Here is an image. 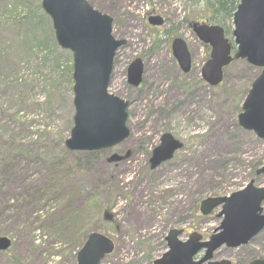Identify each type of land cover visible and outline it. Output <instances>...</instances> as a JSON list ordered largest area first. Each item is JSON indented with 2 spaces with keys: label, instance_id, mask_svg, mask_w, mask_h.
Here are the masks:
<instances>
[{
  "label": "rangeland",
  "instance_id": "rangeland-1",
  "mask_svg": "<svg viewBox=\"0 0 264 264\" xmlns=\"http://www.w3.org/2000/svg\"><path fill=\"white\" fill-rule=\"evenodd\" d=\"M40 2L0 0V237L11 240L0 252V264H69V244L53 235L57 227H50L66 213L55 212L51 200L38 211L26 200L45 181L38 172L40 159L60 157L70 165L61 189L77 192L66 207L72 219L84 220L79 233L94 230L113 241L112 253L99 264H154L167 250L171 229L181 230V241L191 233L207 240L221 217L216 216L219 208L202 216L201 200L229 196L250 181L264 188V174H256L264 160V139L238 125L236 110L241 112L259 69L237 60L226 66L219 86L198 84L209 48L190 26L202 22L198 14L204 0H87L112 18L113 37L125 40L113 59L108 92L129 103L128 137L92 151L88 161L64 144L74 114L71 53L56 44ZM154 16L163 24H150ZM176 37L191 54L188 74L171 56ZM226 37L231 41L230 34ZM136 58L143 75L134 88L127 68ZM183 82L195 85L193 93ZM164 133L182 148L150 169V154ZM18 151L21 158L11 161ZM76 161L80 167H74ZM10 162L8 172L1 168ZM221 163L225 168H219ZM261 207L264 213V202ZM202 256L201 251L195 258ZM252 259L264 260V228L246 245L220 246L210 261L248 264Z\"/></svg>",
  "mask_w": 264,
  "mask_h": 264
},
{
  "label": "water",
  "instance_id": "water-1",
  "mask_svg": "<svg viewBox=\"0 0 264 264\" xmlns=\"http://www.w3.org/2000/svg\"><path fill=\"white\" fill-rule=\"evenodd\" d=\"M43 12L50 18L56 44L71 53L73 126L64 141L68 151H100L123 142L129 135L126 126L128 102L108 93L113 59L125 40H116L112 34V18L95 10L87 0H41ZM152 25H161L162 19L149 18ZM234 43L233 56L230 44L221 27L192 24V31L199 41L210 46L209 58L201 67V78L209 85H218L223 78V68L232 59H244L248 64L260 67L259 75L252 81L245 95L238 125L264 139V0H239L232 18ZM171 54L179 69L187 73L191 69V57L186 43L175 38L171 42ZM143 65L139 58L127 68V81L137 87L142 80ZM182 143L169 133L149 157V167L154 169L172 158ZM256 174H264V160ZM264 188L255 187L250 181L242 190L225 197H208L201 200L199 211L208 215L219 208V226L207 240L191 233L181 241V230L171 229L165 237L167 250L154 264H231L229 260H214L213 251L222 245L236 248L248 244L264 228ZM10 239L0 237V252L8 250ZM113 249L112 241L98 232H90L78 250L75 264H99ZM203 250V256L194 257ZM248 264H264L254 259Z\"/></svg>",
  "mask_w": 264,
  "mask_h": 264
},
{
  "label": "trees",
  "instance_id": "trees-1",
  "mask_svg": "<svg viewBox=\"0 0 264 264\" xmlns=\"http://www.w3.org/2000/svg\"><path fill=\"white\" fill-rule=\"evenodd\" d=\"M237 3L238 0H204V9L198 15L200 16L202 22L219 25L224 29V33L229 35L231 31V18L233 12L236 9ZM232 63H234V61ZM198 84H203L202 80L198 79ZM183 85L188 87L189 91L193 93L191 89L195 86L194 84L192 85L188 82H183L181 86ZM236 110L237 112L240 111L239 108ZM236 128L238 131H240L237 126ZM231 137H233V135ZM19 152L22 151H18L12 157L11 161H18L21 158ZM81 154H83L85 157L83 160L88 161L89 159L93 158L92 155L94 153L82 152ZM80 163L81 162L76 161L74 167H80ZM217 164L219 165L220 163ZM11 165V162L10 165L4 163L1 164V168L8 172L7 169L11 167ZM219 168H225V165L221 163ZM71 171L72 169L70 165L67 164L63 158L61 159L58 157L56 160L49 158L42 161L40 159L38 164V172H43V174H45V181L40 186H36L31 194H27L28 198L26 200L30 201L33 204V208L37 211L39 210L37 208L43 203L51 200L54 202V204L56 203V206L54 205V211L56 208V211L61 210L62 214L66 213V216L60 219L55 218L50 227H57L53 231V235L59 237L64 241V243L69 244V252L66 258L69 264H74L76 251L81 246L88 231L85 229L81 234L79 233L80 229L84 226L82 223L84 220L72 219V216H69L72 213L70 212V209L66 207L67 203L69 204L70 201L77 195L75 190L69 192L61 189L63 182H65V180L71 175Z\"/></svg>",
  "mask_w": 264,
  "mask_h": 264
},
{
  "label": "bare ground",
  "instance_id": "bare-ground-1",
  "mask_svg": "<svg viewBox=\"0 0 264 264\" xmlns=\"http://www.w3.org/2000/svg\"><path fill=\"white\" fill-rule=\"evenodd\" d=\"M173 154H175V153H173Z\"/></svg>",
  "mask_w": 264,
  "mask_h": 264
}]
</instances>
